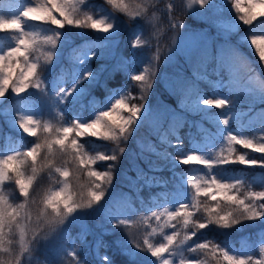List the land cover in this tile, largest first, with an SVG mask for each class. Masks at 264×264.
<instances>
[{
	"label": "snow or ice",
	"instance_id": "snow-or-ice-1",
	"mask_svg": "<svg viewBox=\"0 0 264 264\" xmlns=\"http://www.w3.org/2000/svg\"><path fill=\"white\" fill-rule=\"evenodd\" d=\"M227 2L231 3L236 20L244 26L250 27L258 19L264 18V0ZM152 3L153 0H142L141 3L134 2L130 5L126 4L125 0H106V4L112 6L114 12H123L129 17V23L135 22L132 25L134 30L141 20L150 22L149 11ZM185 7L190 12L198 11L200 15H210L218 8L215 0H188ZM174 8L173 3L165 5L168 26L173 31L177 27H186L182 21L177 23L176 17L172 15ZM114 19L112 13L105 14L103 9H87L85 0H24L9 18L0 13V32L15 33L11 36L14 46L0 52V99L9 93L20 96L31 89L43 93L50 103L67 105L69 98L76 102L81 98L92 97L88 102L93 103L95 97L91 96V91L96 86L103 87L108 93L105 101L108 107L97 111L94 118L87 121L73 118L67 123L53 126L49 121L41 122L29 113L22 112L16 117L15 123L19 129L37 139L23 151H12L11 154L0 156V264H25V257H30L42 240L47 241L60 232L67 221L99 206L112 187L116 162L127 150L124 145L142 120L148 124L151 134L158 136L161 144L175 148L176 153L173 155L166 150L159 152L150 139L143 150L161 156L162 159L172 160L174 166L187 167L190 162H195L208 170L207 175L186 180L189 191L185 194L184 201L162 211H150L145 217L133 218L121 206L120 200H115L111 207L105 209L103 221L94 225L96 229L101 230L99 235H95L93 228L86 221L75 239L64 233V245L69 246L61 247L63 254L72 258L68 264H84L79 259L76 240L81 244L87 243L85 238L89 235L95 236L94 247L98 264H115L114 258L107 252L100 254L101 249L109 247L104 238L110 234V230L127 232V241L121 249L122 254L127 257L126 264H138V252L150 254L155 258L156 264H206L205 258L209 256L216 260V264H221L217 253L227 264H253L250 255L229 254L220 244L209 240L197 242L194 238L200 230L210 225L227 229L244 221L264 220V202H260L264 201V191L249 190L243 196L237 195L242 187L241 180H225L211 171L214 167L223 168L236 163L242 166L264 167V161L247 158L246 154L237 153L234 147L240 145L245 149L264 153V142L226 131L222 139L227 145V155L218 154L209 158L196 151H183L184 141L179 134L173 132L174 140H169L167 134V126L176 122H179L180 127H184L186 123L190 128L195 125L197 131H201L198 122L185 120V110L215 108L223 111L230 107L231 100L219 95L209 98L198 87V82L204 79H207L209 84L221 83L224 72L230 68L234 59L230 46L225 43L217 53H210L208 46L201 42L197 33L188 37L191 46L187 49L177 45L167 60L170 61L173 55L182 53L184 62L190 69L189 72L181 70L175 75V86L168 84L167 80L164 81L176 95L177 106L151 110L147 107L146 90L150 92L153 87L159 49L156 55L149 58L139 74L128 73L126 65L131 61L124 57L115 63H108V60L115 58L113 33L126 27L119 20L113 22ZM29 22L51 25L61 30L90 29L103 34L100 42L90 45L89 50H73L72 61L75 67L71 69L70 87L53 82V90L50 93L49 82L45 79V74L58 55L62 32L50 29L52 34H47L31 30L28 28ZM140 26L142 29L143 25ZM231 26L225 25L228 28ZM246 39L260 62L264 64V34H249ZM141 43L150 45L149 40L142 39L139 32H136L130 42V55L133 59ZM42 47L47 49L43 52V61L36 55ZM94 61H100L97 68L91 66ZM209 69L221 79H209ZM61 71L66 70L62 68ZM120 71L129 76L133 85L139 87L141 94L135 99L140 103L132 102L130 86H125L123 90L108 88L107 81ZM230 115L219 117L220 124L227 127ZM38 128L45 134L42 141L37 136ZM86 134L111 144L110 151L89 154L85 150V144L81 142ZM260 139L264 140V136ZM108 161L112 163L108 164L107 170L101 171L93 167L97 162ZM69 167L72 168V175H76L77 179L79 175L86 176L88 183L76 185L69 191ZM149 169L152 172L161 170L154 165H149ZM28 170L30 175L27 174ZM44 170H47L49 178L60 186L56 191H46L40 195L34 181ZM137 178L144 180L142 187L166 183L155 176H149L143 170L137 173ZM7 183L15 184L18 195L10 198L6 191ZM201 197L206 200L202 201ZM16 199H19L20 203H15ZM153 219L162 237L160 242L155 243L151 239L157 233V227H152ZM142 224L146 226L145 231L151 228V232H146L141 242L136 233L129 230ZM164 229L172 231L168 233ZM116 243L119 245L122 242L117 240ZM259 251L264 255V244L260 246ZM57 253L59 254V250ZM254 264H264V259L256 260Z\"/></svg>",
	"mask_w": 264,
	"mask_h": 264
},
{
	"label": "trees",
	"instance_id": "trees-1",
	"mask_svg": "<svg viewBox=\"0 0 264 264\" xmlns=\"http://www.w3.org/2000/svg\"><path fill=\"white\" fill-rule=\"evenodd\" d=\"M102 0H94V2H101ZM19 0H0V13L4 14L6 18L7 13L5 10L13 5H16ZM86 8L92 9L88 3V0H85ZM105 13H108L109 10L106 8L103 9ZM218 25L222 30L232 33L231 36L238 34L237 37L241 41L243 48L235 49L236 55L240 56L243 59L244 65L247 69L253 68L259 76V79L249 81L247 76H243V81H249L254 83L261 82L264 87V64L259 60L258 55L255 53L254 49L247 42L246 36L249 34H264V18L258 19L252 26H244L241 22L237 21L234 15L232 20L219 19ZM114 22V21H113ZM225 25H232L230 28L225 27ZM34 29L39 30L42 33L52 34L50 29L55 31L62 32V39L59 42L58 55L51 66V68L45 74L46 79L48 80V89L51 93L52 83L58 81V74L63 75L66 78V83L68 84L72 81L71 69L75 67L72 57L74 55L73 50H80L84 47V43H89L90 45L100 42L102 33L98 31H93L90 29L80 30L74 28L58 29L54 28L51 25L34 23ZM10 36V33L0 32V40H4L5 37ZM236 38V37H235ZM46 47H42L40 52H37L36 55L41 57V60H44L43 52L46 51ZM129 52L124 53V58L129 60ZM256 60V64L252 60ZM130 61V60H129ZM100 61L91 62L93 68L99 66ZM146 66V65H144ZM83 67V66H81ZM127 71L132 72L136 70L137 72L140 69V66H137L133 62H130L126 65ZM65 69V72H62L61 69ZM142 71V70H141ZM140 73V71H139ZM209 79L215 81L213 73L209 71ZM68 77V78H67ZM123 82H127L129 90L134 93L132 102L140 103L138 97L140 89L138 86L133 85L131 79H127V75L123 71L117 72V74L110 80L107 81L108 88L112 89L115 86L121 85ZM198 87L205 93H207L211 98L216 96V94L223 91V88L217 87L216 84H209L207 79L200 80L198 82ZM231 89H227L228 94L227 99L231 100V107L233 109L244 110L248 105H252L254 110L257 111L259 107L264 104V96H257L250 92H245L243 90H236L234 85L231 86ZM159 94L162 96L163 101L165 102L166 107L175 108L177 106L176 96H171L166 89H158ZM108 94L103 87L96 86L91 91V96H94L95 99L93 103H89V100H92V97L81 98L76 102H71L68 109H62L60 112L59 104L52 102L55 110L52 116L51 124L53 126H59L60 124L67 123L73 118L89 120L94 117V114L98 109L103 105V97ZM146 95L148 92L146 90ZM264 95V94H263ZM148 98V97H147ZM152 99V97L150 98ZM161 99V100H162ZM153 100V101H152ZM152 106L155 105V99H152ZM39 102L43 106L47 105L49 101L48 98L44 96L43 93L36 92L35 90H29L26 93L21 94L20 96H13L9 93L5 98L0 99V156L4 154H11L12 151H23L25 147H30L32 143L36 142V137L29 136L15 123L16 117L19 115V106L25 102ZM221 112L215 108L207 109L200 108L199 111L195 109L185 110L183 116L187 122H198L201 126V131H197L195 125L193 127H188L187 123L184 127L179 126V122L174 123L173 125L167 126V134L169 140H174L175 136L173 132L179 134L180 138L184 141L183 151H185L192 137H197L199 140H202L203 133H209L210 136L214 138L216 142H220L217 138H220L218 134L219 126L217 122L211 120L213 114ZM54 116V117H53ZM264 120V117L261 120ZM255 121V113H249L247 115H238L236 119L232 122L233 127H241L244 131V136L250 139H254L257 142H264L260 138L264 136L263 131H256L251 128L252 123H258ZM5 131H9L15 135H19L22 139L20 146L15 149H7L4 146V134ZM206 131V132H205ZM37 136L42 141L45 134L42 133V130L37 132ZM151 140L159 152H164L165 150L169 153L175 155L176 149L168 147L166 144H161L159 142L157 135H152L151 130L147 123L143 121L141 125L135 130L134 134L128 139L126 145V152L119 157V160L116 162L115 168L113 170V180L112 187L108 191L107 196L102 200L99 206L94 207L92 210L86 211L84 214V219L87 224L93 228L95 235H99V229H96L94 225L103 221L105 215V209L112 206L113 202L117 199L120 200L121 206H123L127 214L131 215L133 218L136 217H145L148 216L150 211H160L163 206L170 205L175 199L176 192L178 189L179 180L183 176L187 175L190 167L183 165H175L174 162L170 159H162L161 156L150 153L146 150H143L145 144L148 140ZM85 144V150L94 155L96 152L110 151L112 145L108 142L102 141L98 138H92L90 136H85L81 141ZM237 150V153L246 154L247 158L255 159L257 161H264V153H259L252 151L251 149H245L240 145H234ZM223 155H227L226 149L221 152ZM235 155V154H233ZM108 162H97L93 167L104 171L107 170ZM149 165L158 166L161 168L158 172H152L149 169ZM218 172L231 173L234 174L237 179L242 181V187L237 195L243 196L247 191H264V167L259 166H242L238 163L229 164L223 168H215ZM143 170L144 173H147L149 176H155L158 179L165 181L166 183L159 186L153 185L152 187H142L144 184L143 179L137 178V173ZM70 176H69V191L73 190V187L79 184H87V177L79 175L77 179L76 175H72V168L69 167ZM27 174H31L28 170ZM57 178L58 174H56ZM107 181H105V184ZM34 184L37 187V191L40 195H43L46 191L51 192L53 188L58 185L54 180H51L47 174V170H44L39 173L37 180L34 181ZM251 188V189H250ZM6 191L9 194L10 198L12 196L18 195L17 189L14 183L6 184ZM78 191V189H77ZM202 201H205L206 198L201 197ZM211 203V201H207ZM264 202V201H260ZM15 203H20L19 199L15 200ZM152 227H158L156 221L152 220ZM140 225L138 228L130 229L136 233L137 239L143 240L146 232H151V228ZM81 230V226L78 222L74 220H69L65 223L62 230L55 234V236L47 241L42 240L39 245L34 248L30 257H25V264H68L71 261V257H67L63 254L64 245V233H67L70 237L75 239ZM168 232V229H167ZM161 236L157 238L151 237L152 241L159 242ZM260 238H264V220H253V221H244L241 224H238L234 227L223 229L218 228L215 225H210L208 228L200 230L196 238L197 242H202L204 240H209L214 243L220 244L221 246L228 247L232 250H241V249H255L256 241ZM87 243L81 244L80 241L76 240V247L78 249L79 259H81L84 264H98L95 247H94V235H89L86 238ZM106 242L109 244V247L106 249H101L100 254L103 255L107 252L110 256L114 258L115 264H126L127 257L123 255L121 249L123 244L127 241V232L126 231H117L111 232L105 238ZM120 240L122 243L117 244L116 241ZM68 247L69 245H64ZM80 246V248H78ZM59 250V254L57 253ZM221 264H227L222 256L217 253ZM206 264H216V260L209 257H206ZM138 264H156L155 258L151 257L150 254L146 252L137 253Z\"/></svg>",
	"mask_w": 264,
	"mask_h": 264
},
{
	"label": "rangeland",
	"instance_id": "rangeland-1",
	"mask_svg": "<svg viewBox=\"0 0 264 264\" xmlns=\"http://www.w3.org/2000/svg\"><path fill=\"white\" fill-rule=\"evenodd\" d=\"M88 1H89L88 4L92 6L93 11H98L100 9L106 8L107 10H109L108 13H112L114 15L115 17L114 22H116V20H119L126 25L125 28L118 30L116 33H113V40L115 41V45L113 49L115 52V58L108 60V63H115L119 61L121 57H124V53L126 51L131 53L130 42L134 38L136 32H139L142 39L150 41V45L141 43L138 46L134 59L132 58L131 55H129V60L134 64H136L137 66H140L141 70L145 67L144 65H146L149 58L151 56L156 55L157 49H159L158 52L159 60L157 61V66L155 68L157 74L154 78L153 87L151 91L148 92L147 95L148 97L147 107L149 109L156 110L159 107H166L165 102L162 99V96L158 92V89L160 88L166 89L169 93L172 94L171 96L174 97L176 96L173 93V91L166 86L164 81L167 80L168 84H172L173 86H175V80L173 79L175 75L181 70H183L184 72H189L190 69L185 64L184 56L182 53L178 55H173L170 61H168L167 58L172 53V51L176 50L177 45L185 49L190 47L191 41L188 39V37L192 33H197L199 35L201 42L208 46L210 53L213 54L217 53L219 51L220 46L225 43H227L232 50L234 59L231 61L230 68L224 72L223 80L221 81V83L217 84L218 87H223L224 90L216 94V96L219 95L227 98L228 94L226 90L231 89L232 88L231 86L233 85L236 90H243L245 92H250L252 94L257 95L258 97L264 96L263 95L264 87L261 82L254 83V85L244 82L242 85H238L239 79L241 78L242 75L246 73V67L244 65L243 59L240 56L236 55V53L233 51H235V49L238 47L243 48V46L240 44L241 41L237 37L238 34L233 35L234 37L231 36L232 39H230V35L232 33L222 30L221 27L218 25V21H220L219 19L232 20V18H234L235 11L231 9V3L230 2L228 3L227 0H215V3L218 6V8L213 10V12L210 15L209 14L200 15L198 11H191V12L188 11L185 7L188 0H153L152 6L149 11V16L151 17L150 22L141 20L140 24L136 25L135 30L133 29L132 26L135 22L133 21L132 23H129V17L123 12H119V11L114 12L112 6L106 4V0H102L99 3L94 2V0H88ZM134 2L141 3L142 0H125V3L130 5L133 4ZM23 3L24 0H20V2L16 6L6 11L8 17H10L15 10L19 9ZM168 3L174 4L175 8L172 15L176 17L177 23L182 21L186 25L185 28L177 27L174 31L169 28L168 13L165 10V5ZM194 7L198 8V6H194ZM152 13H155V15L153 16ZM140 25H143L142 29ZM28 28L34 30V23L29 22ZM9 33L11 34V36L15 34L12 32ZM11 36L6 37L4 40L0 41V52L7 50V48L10 46H14ZM89 46L90 44H87L86 46L84 45V49L81 50L80 52L89 50ZM251 70L252 69H250L249 71ZM209 71L211 72L210 69ZM137 74L139 73L137 72ZM213 75L215 76V81L221 79L220 77L216 76L214 73ZM252 75H249V80L257 79V76H252ZM57 77L59 79L58 81L64 83L63 86H67V87L71 86L72 82L67 85L65 84V77L63 75L58 74ZM124 88L125 86L123 85L118 88L114 87L112 89L123 90ZM202 93L208 96V94L205 93L204 91H202ZM133 97H134V93H132V98ZM151 97L152 99H155V105L153 106H152L153 100L150 99ZM107 98H108V94L104 98V105L99 110L106 109L108 107V103L105 102ZM71 99L72 98H69V103L67 105H61L59 107L60 110L63 108H67L69 104H71L70 102ZM19 110L20 113L23 112V113L32 114L34 118L39 119L41 122H44L46 119V115L52 116L54 114L55 107L52 102L50 103V101L47 102L46 106L45 105L43 106L38 103L28 102L22 104L21 107H19ZM251 111H252L251 106H248L246 110L241 112H238L237 110L233 109L230 106L224 109L222 112L218 114H214L212 116V119L217 121L221 126L219 130L221 134H223L226 131H231L236 135L242 136L239 129L237 128L230 129L229 124L236 118L237 114H247ZM229 114H231L229 116V124L227 125V127H225L220 124L219 117L227 116ZM262 117H264V104L260 107L258 114L255 116V119L256 118L259 119ZM93 118L94 117H92L91 119ZM141 123H143V120ZM263 123L264 121L262 120L259 123L260 125H255V124L253 125L258 130H262L264 129ZM140 125H138L136 129ZM39 129L40 128H38V130ZM19 143H20V139L17 136L12 135L11 133L6 135V140H5L6 148H12L14 145H18ZM224 147H227L225 142H223L219 146L215 145L213 139L206 134L202 142L194 138L187 151L189 152L196 151L199 154L207 155L209 158H214L215 153L217 151H220ZM190 163H192L193 166L191 167L189 174L180 180L181 184L178 188L180 193L176 196V200L178 199V202H182L186 199L185 194L189 191L188 186L186 184L187 179L189 178L196 179L197 177L205 176L208 173L207 169L202 168L200 165H197L195 162H190ZM211 171L213 174L221 177L222 179L229 181L236 180L233 175L217 174L213 169ZM59 186L60 185H56L52 191H56L59 188ZM172 206L174 205H168L162 207L160 211H162L164 208H170ZM72 220L78 222L82 227L83 224L85 223L84 214L76 216ZM164 231L166 232V229H164ZM158 235H159V228L157 227V233L154 234L152 237L157 236L158 238L159 237ZM260 255L264 257V255H262L261 253Z\"/></svg>",
	"mask_w": 264,
	"mask_h": 264
}]
</instances>
